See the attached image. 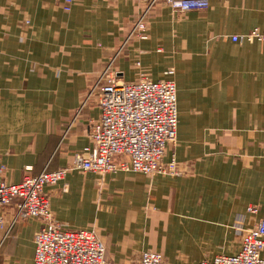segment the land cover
Listing matches in <instances>:
<instances>
[{
  "label": "crops",
  "instance_id": "0c3cea01",
  "mask_svg": "<svg viewBox=\"0 0 264 264\" xmlns=\"http://www.w3.org/2000/svg\"><path fill=\"white\" fill-rule=\"evenodd\" d=\"M57 1L0 0V184L73 166L101 113L97 95L83 103L115 58L120 82L175 80L178 143L165 161L184 175L71 169L45 187L55 221L94 229L106 264H140L144 250L166 264L239 253L240 231L264 217V42L232 37L264 30V0L183 14L158 3L148 38L128 41L149 0ZM42 226L0 207V264H32Z\"/></svg>",
  "mask_w": 264,
  "mask_h": 264
},
{
  "label": "built area",
  "instance_id": "2783aa9c",
  "mask_svg": "<svg viewBox=\"0 0 264 264\" xmlns=\"http://www.w3.org/2000/svg\"><path fill=\"white\" fill-rule=\"evenodd\" d=\"M158 3H164L180 14L204 10L209 5L208 0H149L134 21L127 41L133 37L148 38V15ZM57 4L70 10L73 0H58ZM232 39L264 42V30L255 28ZM114 59L100 73L83 103L97 95L101 113L91 121L90 144L75 155L73 166L26 175L18 183L0 184V207L14 203L16 218L36 217L43 222L34 235L32 264H106L105 244L94 229H69L54 219L45 187L57 185L69 170L99 175L117 171L184 175V169L175 157L165 161L169 146L178 143L175 80H152L148 74L141 73L137 80L120 82L112 69ZM249 211L256 213L257 209L249 206ZM240 234L242 248L239 253L217 255L199 264H264V217L254 227L242 229ZM140 264L166 263L162 253L144 250Z\"/></svg>",
  "mask_w": 264,
  "mask_h": 264
}]
</instances>
